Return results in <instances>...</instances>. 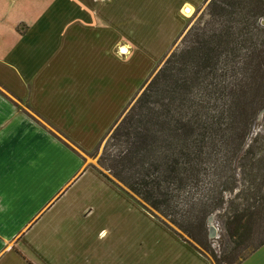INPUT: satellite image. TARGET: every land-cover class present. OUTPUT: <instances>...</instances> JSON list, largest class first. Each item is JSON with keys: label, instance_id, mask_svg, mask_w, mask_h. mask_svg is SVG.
I'll return each instance as SVG.
<instances>
[{"label": "crops", "instance_id": "crops-1", "mask_svg": "<svg viewBox=\"0 0 264 264\" xmlns=\"http://www.w3.org/2000/svg\"><path fill=\"white\" fill-rule=\"evenodd\" d=\"M204 1L0 0V264H211L89 157Z\"/></svg>", "mask_w": 264, "mask_h": 264}, {"label": "trees", "instance_id": "trees-1", "mask_svg": "<svg viewBox=\"0 0 264 264\" xmlns=\"http://www.w3.org/2000/svg\"><path fill=\"white\" fill-rule=\"evenodd\" d=\"M206 3L109 132L110 175L98 170L208 259L240 264L264 245V0ZM217 212L230 258L208 246Z\"/></svg>", "mask_w": 264, "mask_h": 264}, {"label": "rangeland", "instance_id": "rangeland-1", "mask_svg": "<svg viewBox=\"0 0 264 264\" xmlns=\"http://www.w3.org/2000/svg\"><path fill=\"white\" fill-rule=\"evenodd\" d=\"M206 6H207V3H206V0H205L204 1V5H202L199 10L195 11V13L190 18H188V22L189 23H188V28L186 29V31L195 23V21L198 19V17L205 11ZM263 24H264V20H263ZM182 35L176 41V43L174 44V47L172 48V50L161 59L159 65H158L157 69L154 71V73L162 65V63L164 62L166 57L169 56L171 54V52L174 51L175 48H177L178 44H180V42H181V40L183 38ZM21 105H22V107L25 106L24 103H22ZM21 105H20V107H21ZM258 124L259 125H257V127H256V132L260 129V127L262 125H264V116H262L258 120ZM109 138H110V134H108L106 136V138L101 143V145L98 147V149L92 155L89 156L91 158L90 160H92L91 162H93L94 166L97 169H100L101 171H104L106 174H109V172L106 171L104 168H102L100 166V161H101L102 157L104 156L105 151L107 150ZM220 214H221L220 212H217V213H214L213 215H211V217H213L212 224H213V226L215 228V231L213 232L212 235L210 234V231H209L210 224H209V220H208L207 226H208V233L209 234H208V241L207 242H208V246L210 247V249L214 250L215 253L218 254V258H220V257H229L230 258L231 250L234 247V245L232 244L231 240L225 235V232H224V229H223V225H222V222H221V218H220V216H221ZM208 260L210 261L211 264H221V263L224 264L223 261H221V263L220 262H215L211 257H209Z\"/></svg>", "mask_w": 264, "mask_h": 264}, {"label": "water", "instance_id": "water-1", "mask_svg": "<svg viewBox=\"0 0 264 264\" xmlns=\"http://www.w3.org/2000/svg\"><path fill=\"white\" fill-rule=\"evenodd\" d=\"M187 11H189V9H187ZM262 116H264V109L260 112V114H259V116H258V120L262 117ZM212 219H213V217H209V224H210V227H209V231H210V234L212 235L213 234V232L215 231V228H214V226H213V224H212Z\"/></svg>", "mask_w": 264, "mask_h": 264}, {"label": "built area", "instance_id": "built-area-1", "mask_svg": "<svg viewBox=\"0 0 264 264\" xmlns=\"http://www.w3.org/2000/svg\"><path fill=\"white\" fill-rule=\"evenodd\" d=\"M120 53H121V54H125V53H127V52H126V50L124 51V50L121 49V50H120Z\"/></svg>", "mask_w": 264, "mask_h": 264}, {"label": "bare ground", "instance_id": "bare-ground-1", "mask_svg": "<svg viewBox=\"0 0 264 264\" xmlns=\"http://www.w3.org/2000/svg\"><path fill=\"white\" fill-rule=\"evenodd\" d=\"M190 10V9H189ZM185 14H187V12H185ZM193 14V11L191 12V14H189V16H191Z\"/></svg>", "mask_w": 264, "mask_h": 264}]
</instances>
